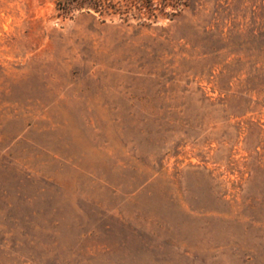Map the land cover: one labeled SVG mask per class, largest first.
<instances>
[{
    "label": "rangeland",
    "instance_id": "1",
    "mask_svg": "<svg viewBox=\"0 0 264 264\" xmlns=\"http://www.w3.org/2000/svg\"><path fill=\"white\" fill-rule=\"evenodd\" d=\"M90 1L0 0V264H264V0Z\"/></svg>",
    "mask_w": 264,
    "mask_h": 264
},
{
    "label": "trees",
    "instance_id": "2",
    "mask_svg": "<svg viewBox=\"0 0 264 264\" xmlns=\"http://www.w3.org/2000/svg\"><path fill=\"white\" fill-rule=\"evenodd\" d=\"M186 6L185 0H160L158 2L155 0H119L114 4L108 0L107 2L105 0H94L88 3V7L100 14L117 7H125L134 11V16L137 19L143 22L150 21L151 23L159 16H165L172 20Z\"/></svg>",
    "mask_w": 264,
    "mask_h": 264
}]
</instances>
